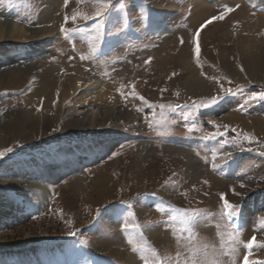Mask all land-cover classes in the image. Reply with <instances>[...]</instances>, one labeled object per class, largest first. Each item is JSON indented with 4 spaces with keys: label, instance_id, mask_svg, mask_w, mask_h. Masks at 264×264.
Masks as SVG:
<instances>
[{
    "label": "rangeland",
    "instance_id": "obj_1",
    "mask_svg": "<svg viewBox=\"0 0 264 264\" xmlns=\"http://www.w3.org/2000/svg\"><path fill=\"white\" fill-rule=\"evenodd\" d=\"M59 1L0 0V28L16 26L0 36V150L12 149L0 157V264H144L129 239L154 249L153 262L203 244L220 253L223 241L237 251L222 264H241L242 242H264V134L250 124L264 121V100L249 99L264 91V71L247 66L264 60V0H113L104 17L67 24L96 5ZM225 6L200 31L197 58V30ZM18 29L34 39H17ZM79 77L82 90L100 87L97 101L51 84ZM194 77L201 86L188 88ZM212 96L223 98L194 103ZM106 112L108 121L91 118ZM221 193L238 208L230 220L219 215ZM184 210L215 214L195 224L194 240L169 219ZM251 259L264 261V248Z\"/></svg>",
    "mask_w": 264,
    "mask_h": 264
},
{
    "label": "snow or ice",
    "instance_id": "obj_2",
    "mask_svg": "<svg viewBox=\"0 0 264 264\" xmlns=\"http://www.w3.org/2000/svg\"><path fill=\"white\" fill-rule=\"evenodd\" d=\"M68 2H69V0H65V7L68 5ZM91 2L96 5L95 10L91 15H89L86 12L74 11L70 17L68 15H65L64 24H67L69 20H71L73 23H75V21L77 19L88 20V19L102 18L109 12V10L113 4V0H91ZM231 11H232L231 8H228L227 6H225L223 12H221L219 15L213 16L209 20L205 21V23L200 26V29L197 30L196 36L194 37V40L196 41V44L194 47V53L196 54L197 58H198L199 52H200V45H199L200 31L202 29H204L208 24H211L216 20H223L225 18V16ZM101 28H102V25H99L98 31ZM66 31H67V29L62 24L61 25V32H66ZM96 50L97 49H96L95 45H90L89 55L94 56ZM87 58L88 57H85L83 55L81 56L82 60L87 59ZM148 62L149 61H147V60L145 61L146 64ZM241 70H243V69H241ZM202 75H203V73H202ZM216 82L220 83L219 80H217ZM228 82L231 83V81H228ZM132 87H133L132 95H135L134 85ZM238 88H239V86H237V90H238ZM220 92L223 93L224 95H231V94H233L234 90L231 87L225 88L221 85ZM122 95H123V93H122ZM222 98H223V96H212L210 99L201 100V101L194 102V103H198L201 106L208 107V106L216 104L218 102V100L222 99ZM138 99H140L141 101L144 100V98L142 96L138 97ZM249 99H251V100H255V99L264 100V91H261L260 93L252 94V96H250ZM160 107L163 108L165 106L160 105ZM169 108L171 109V106H169ZM161 115H163V114H161ZM185 118H187V114H186ZM154 122L156 124L162 123L161 120H156ZM245 139H248L249 141H251L253 139V137L245 134ZM11 151H12L11 148H8L5 150H0V157H3L7 152H11ZM212 160H213L212 167L216 168L218 165L215 163V161H216L215 155H213ZM240 186L244 187L243 184H241ZM220 201L222 202L223 208H222L221 212L219 213V215L222 218L230 220L232 217H235L238 214L237 206L232 205L225 198L224 193L220 194ZM213 215H215V214L206 213L202 210H191V211L184 210L183 212H180L176 215L170 216L169 219L175 221L177 219V216H179L180 217V223H181V227L178 230L179 233L180 234L187 233L188 238L194 240L195 239V232H194L195 224L200 219L211 220V217ZM205 226H207V225H205ZM124 227L126 229H137V228H139V225L135 224V223L125 222ZM217 227H219V225H217ZM257 228L258 229H264V217H258L257 218ZM69 234L75 235V233H71V232ZM218 235H219V233H218ZM176 238L179 241L180 239L183 238V236L177 235ZM228 238L230 241L237 240V236L234 233H229ZM128 243L133 245V251H137L139 249L142 252H144V255L142 256L144 264H168L169 260H171V264H222V261L219 259V256L227 255L231 259V257L234 256L236 251H237L235 245H231V246L225 248L224 243L222 241L221 248L224 250L220 253H217L216 250L213 248L212 253L210 254L208 250L211 246L208 244H203L200 246L193 247L190 250V255L186 258H181V254L179 252H177L176 257L174 259L173 258H163V259H157L155 262H153V260L149 259V256H152V257L157 256V253L154 249H151V248L145 249L143 244H136V242L132 239H129ZM242 244H243V247L246 249V252L243 255V259L241 261V264H264V261H258V260L251 259V257L253 256V249L264 248V242H258L256 239V236L253 235L247 242H242ZM198 253H202L203 259L197 260L196 256ZM232 264H235L234 260L232 261Z\"/></svg>",
    "mask_w": 264,
    "mask_h": 264
},
{
    "label": "bare ground",
    "instance_id": "obj_3",
    "mask_svg": "<svg viewBox=\"0 0 264 264\" xmlns=\"http://www.w3.org/2000/svg\"><path fill=\"white\" fill-rule=\"evenodd\" d=\"M61 3H63V1ZM58 5H59V3L57 4L56 7H58ZM44 14L47 17V13H44ZM11 26H12L13 30H12V28H10ZM15 29H16V26H13L11 24H5V22H4V25H2L1 28H0V36L3 35L6 38V37H8L9 33H10V35H14L15 34ZM42 30L45 31V28L39 29L38 31H42ZM16 35H17V39H19V38L26 39L27 38V40H29V39H32V38L34 39V37H35V35H33V34H31V35L30 34L29 35L24 34L21 29H18V32H16ZM12 39H13V37H12ZM247 66L249 67V69L254 70L256 73L259 72L260 70L264 71V60H263V63H260V59H253L252 61L249 62V64H247ZM246 69H248V68H246ZM251 70H250V72H252ZM86 75L89 76V73H86ZM254 75H256V74H254ZM82 78H84V77H79V78H76V79L70 78V81L72 82V84L69 83L68 81H66L64 83H61L59 81L57 83H55V82L52 83V81H51V84H53V85L61 84V87H59L58 89H60V91H61L60 94H61L62 97H65V96L69 95L70 93L71 94L76 93L77 95H80L81 93H84L83 94L84 96L82 97V99L85 97L87 99H90L91 101H97L98 98H99L98 96H100L99 95L100 94V91H99L100 87L97 86V88H96L95 86L92 87L91 85H89V86L87 85V86H85V90H82V89H80L81 87H84V84H82V83H88L85 80L86 78H84V79H82ZM73 81H75V82L73 83ZM68 83H69V85H68ZM201 83H202L201 78L194 77V81L192 83H190V85H188V88L191 86L190 88L197 89V88H199L201 86ZM54 87H56V86H54ZM95 89H96V94H94L93 91H92V90H95ZM57 92H58V90H57ZM86 115L87 114H85V116ZM98 115H101V116L98 117ZM92 116L93 117H91V118H94V119H96L98 117V119H100V120L108 121L110 119L111 114L109 112H106V113H102V114H95V115H92ZM226 116H227L228 120L237 119V120L243 121L245 119V118H241L240 116H237V114H235V113H230V114H227ZM22 121H23L24 124L27 123V125L30 127V129H32V132L38 131L40 129V125L42 124V122L39 119L33 118L32 116L28 115V113H27V115H24V117L22 118ZM250 124L254 125L255 129H257L258 132L264 134V121L255 120L254 119V120H251ZM80 125H81V121H77L76 122L74 120V125L73 126H80ZM32 132H30V133H32ZM235 152L236 153H241L240 151H235ZM194 166L192 165V170L196 169V167H194Z\"/></svg>",
    "mask_w": 264,
    "mask_h": 264
}]
</instances>
